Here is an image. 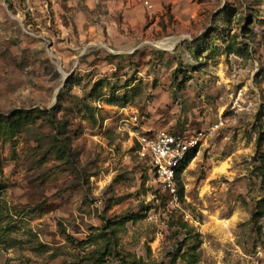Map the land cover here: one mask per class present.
<instances>
[{
    "label": "rangeland",
    "instance_id": "obj_1",
    "mask_svg": "<svg viewBox=\"0 0 264 264\" xmlns=\"http://www.w3.org/2000/svg\"><path fill=\"white\" fill-rule=\"evenodd\" d=\"M0 117V264H264V0H0Z\"/></svg>",
    "mask_w": 264,
    "mask_h": 264
},
{
    "label": "built area",
    "instance_id": "obj_2",
    "mask_svg": "<svg viewBox=\"0 0 264 264\" xmlns=\"http://www.w3.org/2000/svg\"><path fill=\"white\" fill-rule=\"evenodd\" d=\"M148 6H151L146 1ZM134 127H140L138 117H131ZM135 138L140 159L151 168L160 188L174 198L179 199L176 171L188 153L198 149L207 133L199 131L196 134L173 132L169 129H138L130 131Z\"/></svg>",
    "mask_w": 264,
    "mask_h": 264
},
{
    "label": "trees",
    "instance_id": "obj_3",
    "mask_svg": "<svg viewBox=\"0 0 264 264\" xmlns=\"http://www.w3.org/2000/svg\"><path fill=\"white\" fill-rule=\"evenodd\" d=\"M20 111H17L16 115H19ZM4 117H0V121L2 122L5 119H2ZM6 119L8 117H5ZM22 118V117H21ZM21 118L19 119H15L13 116L10 118L9 126L12 125H16V123L18 122L20 124L21 122ZM25 118L30 119L29 116H26ZM1 127V124H0ZM181 133H186V132H181ZM264 142V132H261L258 138V143L259 145H262V143ZM197 153V149H194L193 151L189 152L187 157L181 162V164L179 165V167L177 168L176 171V180H177V185H178V196L182 197V193H183V182L181 180V176L183 174V172L185 171V169L188 167L189 163L193 160V158L196 156ZM264 159V156H263ZM148 171L150 172V175H152V177L154 176V172L153 170H151V168L149 166H147ZM264 174V172H263ZM155 177V176H154Z\"/></svg>",
    "mask_w": 264,
    "mask_h": 264
},
{
    "label": "water",
    "instance_id": "obj_4",
    "mask_svg": "<svg viewBox=\"0 0 264 264\" xmlns=\"http://www.w3.org/2000/svg\"><path fill=\"white\" fill-rule=\"evenodd\" d=\"M65 79H67V78H65Z\"/></svg>",
    "mask_w": 264,
    "mask_h": 264
}]
</instances>
